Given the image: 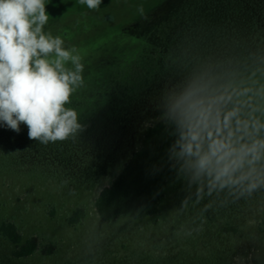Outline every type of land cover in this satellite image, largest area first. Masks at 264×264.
Segmentation results:
<instances>
[{"label":"rangeland","instance_id":"rangeland-1","mask_svg":"<svg viewBox=\"0 0 264 264\" xmlns=\"http://www.w3.org/2000/svg\"><path fill=\"white\" fill-rule=\"evenodd\" d=\"M210 2L213 0H102L93 10L78 0H45L49 20L43 31L60 36L64 47L75 48L81 57L83 83L76 89L94 87L99 80L116 76L119 61L132 54L144 38L143 52L134 62L137 79L131 81L129 76L127 87L116 82L122 95L120 102H126L125 107L136 112L119 126L120 136L128 138V153L138 147L144 127L155 121L153 109L158 117L162 115L161 99L153 103L141 98L134 103V91L153 88L156 97L162 98L165 91L193 74L217 66L215 60L221 57L212 43L215 40L204 35L198 37L200 41L188 39L187 26H195L192 21L199 10L205 12L207 8L211 13ZM217 3V8L229 13L230 33L237 34L246 48L234 50L236 60L247 54L255 61L252 66L245 64V68L254 71L250 80L259 89L264 86V0ZM232 38L237 40L236 36ZM170 47H178V53L173 56L167 52L168 60L157 69L150 66L153 49L165 51ZM232 53L226 58L231 60ZM66 67L73 66L69 63ZM175 69L181 78L166 73ZM24 128L27 142L28 128ZM55 144L56 141L42 144L33 140L25 151L16 150L20 162L0 154V222L14 221L23 240L35 235L41 243L51 240L58 244L53 254L36 251L16 258L11 253L15 245L0 234V264H264V189L239 199L223 193L205 196L199 203L193 196L187 206H182L190 193L174 168L155 215L132 218L125 214L104 222L96 213L94 198L119 168L118 160L114 172L106 177L102 167L89 171L72 163L71 167L80 172L69 170L47 179L52 172L42 173V168L36 169L30 161L43 158L51 165L52 159L58 158ZM77 206L85 208L86 216L71 227L66 217Z\"/></svg>","mask_w":264,"mask_h":264},{"label":"clouds","instance_id":"clouds-1","mask_svg":"<svg viewBox=\"0 0 264 264\" xmlns=\"http://www.w3.org/2000/svg\"><path fill=\"white\" fill-rule=\"evenodd\" d=\"M78 2L95 10L102 0ZM48 20L45 0H0V123L17 133L23 123L42 144L81 128L66 105L84 67L75 48L43 31ZM159 107L176 137L169 159L190 193L182 206L193 196L199 203L264 189V86L247 87L208 67L165 91Z\"/></svg>","mask_w":264,"mask_h":264},{"label":"trees","instance_id":"trees-1","mask_svg":"<svg viewBox=\"0 0 264 264\" xmlns=\"http://www.w3.org/2000/svg\"><path fill=\"white\" fill-rule=\"evenodd\" d=\"M210 3L209 8H213L211 13L214 16H211L210 11L206 10L207 8L205 12L199 10L200 12L192 21L195 26H192L193 23L190 22L187 26L189 27V41L192 39L200 41L199 38H202V35L215 40L212 43L217 47L221 57L219 60H215L216 71L227 73L237 81L243 82L245 86L257 89L250 80L251 76L255 75L254 71H249V67L245 68V64H248L246 66L254 65V59L247 54H244L243 58L239 57V60L235 58L234 50L246 51V48H244V43L239 42V36L235 34L237 32H233L235 35L230 33L232 21L229 20L228 11L225 8H217V0ZM217 14L220 15L218 20L215 18ZM235 36L236 41L232 38ZM144 42L145 40L142 38L133 50L134 52L119 61V71L116 76L109 77L105 81L99 80L97 86L94 87L85 88L83 86L72 93L71 102L66 107L77 112L81 128L69 138L56 141L53 149L55 155L62 158V161L55 157L52 159L51 165H47L49 161H43V158L30 161L35 163L36 169L42 168V173H47L46 171L50 170L49 172L52 174L47 179H51L55 175L69 170L80 172L79 169L71 167L72 163L85 167L89 171L102 167L106 169L104 171H107V174L104 175L106 177L114 172L113 166L118 160L119 168L114 172L109 183L99 189L94 198L96 213L104 222L114 221L125 214L132 218L155 215L158 212L159 202L164 195L167 182L174 173L173 162L169 159V149L176 139L174 127L158 117L156 110L153 109L151 115L155 121L144 127L137 148L128 153V138L120 136L119 126L124 123L122 122L124 118L133 117L136 112H134V108H126V102H120L122 95L119 94L116 82L127 87L129 84L126 81L129 76L132 77L131 81L133 78L137 79L138 74L135 76V72H133L135 70L134 62H138L136 58L143 52L141 49H143ZM176 48L170 47L165 51L158 48L153 49L150 54L152 57L150 66L156 69L161 67V62L168 60V53L173 56L178 53L179 48ZM230 52H233L232 55H234L231 60L226 58ZM174 62H178V60L175 59ZM167 72L170 77L181 78L176 69ZM155 93L156 90L153 88L146 92L134 91L131 99L134 103L141 98L155 102L161 99L156 97ZM137 95L140 97L137 98ZM24 125L23 123L20 125V131L17 133L0 123L1 156L5 155L9 160L18 161L21 158L17 155L16 150L22 148L25 151V147L29 148V145H32L33 140L31 139L24 142L26 134ZM85 135L87 136L86 140ZM123 156L126 157L123 158ZM82 171L84 173V170ZM101 174L97 173L96 175ZM85 216V208L77 206L69 212L66 221L71 227H76L84 220ZM0 234L15 245L11 253L16 258L28 257L36 251L50 255L55 252L58 246L56 241L51 240L41 243L35 235L23 240L17 224L9 219L1 220Z\"/></svg>","mask_w":264,"mask_h":264}]
</instances>
